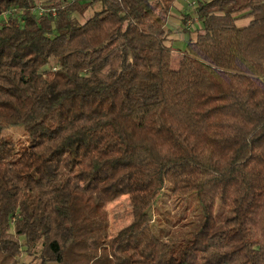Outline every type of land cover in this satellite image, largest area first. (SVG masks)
Segmentation results:
<instances>
[{
    "label": "trees",
    "instance_id": "16d2710c",
    "mask_svg": "<svg viewBox=\"0 0 264 264\" xmlns=\"http://www.w3.org/2000/svg\"><path fill=\"white\" fill-rule=\"evenodd\" d=\"M175 1L0 0V264H264V0H196L173 69ZM165 186L201 209L179 243Z\"/></svg>",
    "mask_w": 264,
    "mask_h": 264
},
{
    "label": "rangeland",
    "instance_id": "374dc122",
    "mask_svg": "<svg viewBox=\"0 0 264 264\" xmlns=\"http://www.w3.org/2000/svg\"><path fill=\"white\" fill-rule=\"evenodd\" d=\"M196 0H176L168 16L166 29L170 31L168 44L174 49L172 52L171 67L177 69L182 52L185 50L187 42L194 39L197 32L201 29V23L194 17ZM93 11L90 10L82 21H85ZM188 18L186 27L182 26V17ZM75 17L81 19L78 14ZM184 29V30H183ZM4 135L16 144V156L28 147V135L19 128H10ZM112 221V234L115 235L120 229L127 225L131 220V206L128 196L114 204L107 206ZM155 218L160 219V224L155 226V231L163 236L162 238L169 243H179L189 238V235L197 229L203 219L201 209L195 194L182 197L171 195L169 186H165L161 195L158 197L155 209ZM231 215V211L222 206L219 202L215 203L213 217L216 222H221ZM23 264H38L33 257L26 255L21 259Z\"/></svg>",
    "mask_w": 264,
    "mask_h": 264
},
{
    "label": "built area",
    "instance_id": "2783aa9c",
    "mask_svg": "<svg viewBox=\"0 0 264 264\" xmlns=\"http://www.w3.org/2000/svg\"><path fill=\"white\" fill-rule=\"evenodd\" d=\"M39 14H42V12H40Z\"/></svg>",
    "mask_w": 264,
    "mask_h": 264
}]
</instances>
